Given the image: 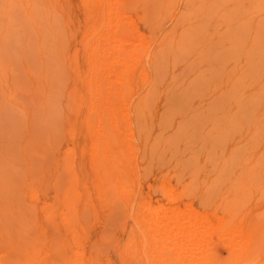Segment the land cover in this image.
<instances>
[{
    "label": "rangeland",
    "instance_id": "1",
    "mask_svg": "<svg viewBox=\"0 0 264 264\" xmlns=\"http://www.w3.org/2000/svg\"><path fill=\"white\" fill-rule=\"evenodd\" d=\"M43 1L40 22L29 21L24 33L16 9L17 14L9 20L13 29L18 27L12 35L14 40L5 41L9 45L5 44L6 51L0 49L9 62L0 73V230L6 233L1 240V232L0 243L5 245H0V251L8 245L7 237L23 234L21 238H31L29 235L35 236L41 225L44 260L55 254L49 252L51 246L63 249L67 245L64 248L69 255L62 250L65 257L74 256L76 251L82 264H176L171 252H177L174 258H181L180 244L197 237L202 243L199 241V249L192 254L193 259L187 257L189 260L197 259L194 255L199 252L197 257L204 253L203 258L218 264H264V0H101L102 8L96 0ZM110 7L121 17L112 16L115 13ZM18 11L27 15L22 6ZM114 20L119 21L118 31L125 38L143 37L147 41L140 51V63L123 72L129 79L125 80L128 102L113 106L119 138L124 146L128 143L123 161L129 177L120 183L111 177L105 161L100 159V164L96 159L103 129L97 124L100 111L92 107L100 101L101 92L119 85L111 74L98 76L99 71H105L101 70L103 60H112L111 50L105 48L110 52L104 54L107 50L102 48L110 41L112 47L117 42L111 38L103 41L109 29L106 25L114 24ZM36 30L48 33L46 37L44 34L42 51ZM125 47L131 50L133 43ZM89 62L101 68L97 76ZM39 64L46 72L38 77L30 71L39 69ZM18 75L26 84L20 89L16 85ZM94 76L99 78V89L91 85ZM224 86L230 88L228 93ZM145 95L147 104L138 106ZM25 144V152L30 153L22 156ZM73 184L77 201L72 204L76 198L72 200V207L64 195ZM66 185H71L68 191ZM144 207L156 215L146 216L149 213L145 212L146 218L176 223L168 226L173 235L175 229L191 228L203 214L208 225L199 221L204 225L201 229L196 226L200 223H195L196 236L189 238L185 234L173 240L177 233L172 239L169 234L171 241L163 239L165 243H160H170V250L164 247L170 253L166 251L160 258L152 252L162 240L154 227L141 230L146 239L155 236L153 244L146 240L152 250H143L145 240L138 224L142 218L138 214ZM63 210L72 214L67 217ZM179 210L184 215L195 214L188 221H193L192 225L186 220L181 221L182 226L177 222L174 211ZM24 221L31 224H24L27 231L21 228ZM234 227L243 230L238 248L228 236ZM68 231L75 232L74 236ZM64 240L67 244L62 245ZM232 244L241 252L239 256L230 253ZM6 250L7 257L8 253L11 257L15 254L8 247Z\"/></svg>",
    "mask_w": 264,
    "mask_h": 264
},
{
    "label": "bare ground",
    "instance_id": "2",
    "mask_svg": "<svg viewBox=\"0 0 264 264\" xmlns=\"http://www.w3.org/2000/svg\"><path fill=\"white\" fill-rule=\"evenodd\" d=\"M43 1V0H42ZM93 1V0H92ZM97 1V2H96ZM96 1H94V2H96L97 3V5H99L98 7H100V8H102L101 6L103 5L104 6V4L101 2V0H96ZM103 1V0H102ZM93 2V4H95ZM105 2V1H104ZM41 3H44V1L43 2H41V0H0V29H3V31H1L0 32V49H5V51H6V47H5V44H7L8 45V43H5V41H7V40H9V41H11V40H14V38L12 37V35L13 34H16V32H17V28L18 27H16V28H14L13 29V27H11L12 25L11 24H9V20L13 17V16H15V13H16V9H17V13H18V15H16V16H18L19 17V19H20V21H21V25H20V29H21V31L23 32V30L25 31V32H27V24H28V22L29 21H32V22H36L37 24L40 22V15H39V9H40V7H42V4ZM110 2L108 1V4H109ZM45 4V3H44ZM100 4H102V5H100ZM111 4H109V6H110ZM20 6H22L24 9H25V11H26V14L27 15H23V14H20L19 13V11H18V8L20 7ZM95 6H96V4L94 5V10H97V9H95ZM109 6H107V8L109 7ZM111 6H113V5H111ZM97 8V7H96ZM106 8V9H107ZM112 10H113V12L115 13V14H112V16H116V17H121V13L120 12H118L117 11V9L116 8H112V7H110ZM110 9V10H111ZM93 10V11H94ZM100 10V9H99ZM107 11H108V9H107ZM96 12V11H95ZM16 13V14H17ZM109 14V13H108ZM121 14V15H120ZM120 15V16H119ZM107 17V16H106ZM108 19V18H107ZM52 20V19H51ZM119 20V19H118ZM54 21V20H53ZM93 21V20H92ZM97 21V20H96ZM105 21V20H104ZM108 21V20H107ZM106 21V22H107ZM112 21V20H111ZM115 21V23L114 24H111L110 22H109V24H107L106 22V27H109V29H108V31H107V34L105 35V39L103 40V41H105V42H107V40L108 41H110V38L113 40H115V41H117L116 42V44H118L117 46H116V44L114 43L115 41H112L115 45H113V47H112V44L110 43V42H108V43H106L107 45L109 44H111L109 47H112V49L111 48H109V47H107V45H105L106 47H103L102 49H104L105 50V48H108V50L110 49L111 50V53H112V60L111 61H109V62H106V61H104L103 59V62L102 63H104L103 64V66H102V69L101 68H98L97 69V66H96V64L95 63H91V62H89L88 64H89V66L91 65V71H95L96 72V74H95V72H93V75H95V76H97V73H98V70H103V69H105V71L103 70V72L102 71H99V73H98V76L99 77H102V75L104 76V74H111V75H113L114 77H115V81L116 82H118L119 83V85L117 84V85H115V86H109V88L107 89V90H105V91H103V92H101L100 93V101H95L94 103H93V106L92 107H94V106H96V108H98V110L100 111L99 112V114H101V115H99L98 114V116H100V117H96L97 119H98V121L95 119V121H97V124H98V126L100 125L101 127V130L103 131H99V135H101V133L100 132H102V136L101 137H99V141L101 140V143H102V145H101V147H100V152H98L99 154H100V156H99V154H98V156H96V157H98V158H96L97 159V161H99V163L101 164V160L100 159H103L105 162V167L108 169V171H110L111 172V177L113 176L114 177V179L115 180H117L118 181V183H120L122 180H124V179H126L127 177H129V175H127L126 176V174H129V171H127V170H129L128 168H127V166H125L124 164H125V161H123V157L125 156V149H124V147L126 148V146L128 145V143H127V141H126V146H124L123 145V142H121V140H120V138H119V124L116 122V120L113 118V114H114V110H113V106H120V104H125V103H127L128 102V99H127V96H126V92H127V88L128 87H126L125 88V85H126V81L125 80H129L128 78H126L125 77V75L123 74V72L129 67V66H133L134 68L138 65V63H140L139 61H140V58H141V52L140 51H143V47H144V44L147 42L145 39H143V37H141V38H136V39H134V40H130V39H127V38H125L124 36H122L120 33H119V31H118V28H120L119 27V21L118 22H116V20H114ZM100 23V22H99ZM105 23L103 24V25H105ZM11 25V26H10ZM92 24H90V26H91ZM100 26V25H99ZM15 27V26H14ZM105 27V26H104ZM92 28H93V26H92ZM52 29V28H51ZM89 29V28H88ZM19 30V29H18ZM55 30V28L52 30V31H54ZM92 30V29H91ZM38 33L36 34L37 35V40H38V42H39V44H38V47L40 48V51H42L41 50V43H42V40H44V43H45V41H46V38L44 39V34L45 33H42V31H38V30H36ZM45 31V30H44ZM47 32V31H46ZM24 33V32H23ZM49 33H52V32H49ZM19 34V33H18ZM29 35H30V33H27L26 34V44L25 45H27L28 43V39H29ZM46 35H48V33H46L45 34V37H46ZM107 36V37H106ZM11 37H12V39H11ZM52 37V36H51ZM138 37H140V36H138ZM7 38V39H6ZM16 38V37H15ZM48 38H49V36H48ZM47 38V39H48ZM135 38V37H134ZM146 38V37H145ZM11 39V40H10ZM17 39V38H16ZM144 40L146 41V42H144ZM50 41H51V39H50ZM8 42V41H7ZM15 42V41H14ZM9 43H12V42H9ZM16 43H18V42H16ZM48 43V42H47ZM104 43V42H103ZM130 43H133V49H127V47H125V45H128V44H130ZM19 44V43H18ZM17 44V45H18ZM52 44V43H51ZM105 44V43H104ZM44 45V44H43ZM50 45V44H49ZM49 45H45V46H48L49 47ZM135 45V46H134ZM146 45V44H145ZM148 45V44H147ZM9 46V45H8ZM13 46V45H12ZM20 46V45H19ZM104 46V45H103ZM149 46V45H148ZM47 47V48H48ZM8 48V47H7ZM46 48V47H45ZM164 48V47H163ZM163 48H161V49H163ZM10 49V48H9ZM147 49V48H146ZM160 49V50H161ZM2 50H1V53H0V73L4 70V69H6V68H8V66H9V62H8V57L7 56H5L4 54H2L3 52H2ZM47 50V49H46ZM97 50H99V49H97ZM96 50V51H97ZM107 50V49H106ZM105 50V51H106ZM106 51L104 54H106V53H108V52H110V51ZM4 51V50H3ZM94 51V50H93ZM95 51V52H96ZM119 51H121V52H119ZM123 51H125L126 53L125 54H127V56L128 57H124V52ZM148 51V50H147ZM146 51V52H147ZM163 51V50H162ZM99 52H101V51H99ZM104 52V51H103ZM6 55L7 54H11V52L9 53V52H4ZM40 53V52H39ZM51 53V52H50ZM121 53V54H120ZM145 53V52H144ZM3 56H2V55ZM95 54V53H94ZM98 54V53H97ZM14 55V54H13ZM123 55V56H122ZM143 55V54H142ZM50 56V55H49ZM98 56V55H97ZM99 56H102V55H99ZM148 56V55H147ZM7 57V58H6ZM124 58H128V59H124ZM151 59V58H150ZM93 62V61H92ZM46 63V62H45ZM133 63V64H132ZM40 65V64H39ZM38 65V66H39ZM104 65L106 66V67H104ZM140 65V64H139ZM40 68L39 69H33L32 71H30V73L31 74H34V75H36V76H40V75H44L43 74V72L45 73L46 71H45V66H44V69H42L41 67H43V65L41 66H39ZM101 67V66H100ZM104 67V68H103ZM46 68H48V67H46ZM142 70H143V68H142ZM141 69H140V72L142 71ZM100 72H102L103 74H101ZM101 76H100V75ZM93 77L92 78V81H91V85L93 86V88L94 89H99V83H98V80H99V78L98 77ZM23 77H21L20 75H18L17 76V78H16V85H17V89H20V88H23V86L24 85H26L25 84V82L23 81ZM101 86V85H100ZM227 86H229V85H227ZM226 86V87H227ZM25 87V86H24ZM225 87V86H224ZM223 87V88H224ZM226 87H225V89H226ZM230 87V86H229ZM34 89H35V87H34ZM228 89H230V88H228L227 87V89L225 90V92H227V90ZM36 90V89H35ZM97 91H100V90H97ZM95 92V91H94ZM225 92L223 93V95H225ZM147 93V92H146ZM228 93V92H227ZM220 94H222V91L220 92ZM147 95V94H146ZM143 96V97H141L140 99H139V97H138V99H139V101L137 102V104H138V106H144V105H146L147 104V102H148V97L147 96ZM117 104H116V103ZM2 105V96L0 95V106ZM97 106H99V107H97ZM96 108H95V110H96ZM98 110H96L97 112H98ZM97 112L95 113L96 114V116H97ZM1 115V114H0ZM5 117V116H4ZM4 120H5V118H4ZM2 121V120H1ZM94 125H95V123H94ZM128 125V124H127ZM97 126V125H96ZM129 127V126H128ZM15 128V127H14ZM97 128V127H96ZM127 130H129V129H127ZM13 131V130H12ZM98 131V130H97ZM96 133V132H95ZM14 138V137H13ZM38 140H39V137L37 138ZM97 139V138H96ZM125 139V138H124ZM35 140V139H34ZM7 141V140H6ZM40 142V141H39ZM98 142V141H97ZM7 143V142H6ZM31 144V143H30ZM37 144H38V142H37ZM98 144H99V142H98ZM40 146V145H39ZM38 146V147H39ZM27 147H28V145L26 146V144H25V147L23 148H21V152L20 151H18V152H20V153H22V156L24 155H26L28 152L26 151L25 152V150L27 149ZM30 147V146H29ZM129 147H131V146H129ZM128 147V148H129ZM26 148V149H25ZM127 149V148H126ZM29 150V149H28ZM33 150H35V148L33 149ZM38 150V149H37ZM95 150H96V148H95ZM32 151V150H31ZM129 151H130V149H129ZM127 152V151H126ZM30 153V152H29ZM28 153V154H29ZM33 153V152H32ZM18 154V153H17ZM30 155H32V154H30ZM30 155H27V157L28 156H30ZM34 155H35V152H34ZM96 155H97V152H96ZM31 157V156H30ZM29 157V158H30ZM32 157H33V155H32ZM28 158V160H30ZM36 157H34V159H35ZM10 159V158H9ZM13 159V158H12ZM33 159V158H32ZM37 160H40V159H35V161H37ZM102 160V161H103ZM14 161V160H13ZM31 161V160H30ZM30 161H28L29 163H30ZM33 161V160H32ZM96 161V162H97ZM104 163H103V165L102 166H104ZM98 164V163H97ZM99 166V165H98ZM130 167V166H129ZM134 168V167H133ZM102 169H105V168H102ZM106 169V170H107ZM130 169H131V167H130ZM128 172V173H127ZM126 173V174H125ZM72 177V176H71ZM73 179V178H72ZM73 181H74V179H73ZM1 183V182H0ZM72 183V182H71ZM70 187H71V185H69ZM69 186H67L66 185V190L67 189H69V188H67V187H69ZM73 187H74V184H73V186L71 187V190L69 191V193H67L66 195H64V196H66V197H64V198H67V199H69V200H67V201H69V203L68 202H65V203H68V205L69 204H71V202H72V200H75V198H76V200L75 201H73V203L72 204H74L76 201H77V193L75 194V193H73L74 191H76L75 190V188L73 189ZM65 189V188H64ZM73 189V190H72ZM68 191V190H67ZM72 192V193H71ZM77 192V191H76ZM66 193V192H65ZM64 194V193H63ZM72 195V196H71ZM56 197H57V194H56ZM71 200V201H70ZM79 200V199H78ZM64 203V202H63ZM64 203V204H65ZM71 204V205H72ZM70 206V205H69ZM68 206V207H69ZM51 207V206H50ZM65 207H67V204L65 205ZM64 207V208H65ZM72 207H73V205H72ZM72 207L69 209L70 211H72L73 209H72ZM49 209V208H48ZM65 209H67V208H65ZM75 209V208H74ZM145 207H144V209H142L141 211H140V213L138 214L139 215V217H140V219L142 220H139V222L140 223H138L139 224V227H140V234H141V236L143 235L142 233L143 232H141V230H143L144 232L148 229H152L153 227L155 228V233H157V232H160L161 233V235H160V233H157V234H159L158 235V237H161L162 236V240H160L157 244L158 245H161V241L162 242H164L165 243V241H163V239H165V240H168V239H170V235L169 234H171L170 232H169V230H170V228L169 227H171V226H173L174 224H176V223H174L173 221L175 220V216L173 215V214H175V213H173L172 212V215H173V225H172V223L171 222H169V223H167L166 222V219L164 220V219H162L163 221H156V220H154V219H157L156 217L153 219L152 217H150V218H146L143 214H145V212H146V214L147 213H149V214H147L146 216H153V214L152 213H150V211L149 210H147L146 209V211H145ZM52 210V209H51ZM68 210V211H69ZM50 211V210H49ZM64 211V210H63ZM74 211V210H73ZM147 211H149V212H147ZM181 211H183V210H181ZM180 210L179 211H174V212H177L176 213V216H177V218H180L179 220L180 221H178V219L176 218V220H177V222H179L180 224H181V221L182 220H186V222L189 224V223H191V221L190 222H188L190 219H191V217H192V220L195 218V214H193L192 212V214H193V216L192 215H190L189 213H185V215H184V211L183 212H181ZM65 212V211H64ZM63 212V213H64ZM180 214H179V213ZM186 212V211H185ZM189 212V211H188ZM47 213V212H46ZM62 213V214H63ZM66 214H67V217H68V214H72L71 212L69 213V212H65ZM183 213V214H182ZM195 213V212H194ZM143 216V217H141V215ZM150 214H152V215H150ZM171 214V213H170ZM48 215V214H47ZM75 215V214H74ZM73 215V216H74ZM166 215V214H165ZM171 215V216H172ZM190 215V216H189ZM198 215H199V213H198ZM18 216V215H17ZM29 216V215H28ZM27 216V217H28ZM31 216V215H30ZM29 216V217H30ZM52 216H53V214H52ZM64 216V215H63ZM81 216V215H80ZM154 216H156V215H154ZM153 216V217H154ZM196 216H197V214H196ZM202 216H204V214L202 215ZM202 216H200V217H198V218H196V220L198 221L197 223H200V222H202V224H204L205 222H203L204 220H207V219H204V217H202ZM60 217V216H59ZM66 217V218H67ZM167 217V216H166ZM31 218V217H30ZM36 218V217H35ZM51 218V217H50ZM53 218V217H52ZM69 218H70V216H69ZM206 218V217H205ZM46 219V218H45ZM167 219H170L169 217L167 218ZM171 219H172V217H171ZM64 220H66V219H64ZM70 219H68V221H69ZM73 220V219H72ZM161 220V219H160ZM175 220V221H176ZM25 221H28V218H27V220H25ZM24 221V223H23V225L24 224H27V222H25ZM29 221H30V219H29ZM28 221V222H29ZM32 221H33V219H32ZM63 222V220H60V222ZM68 221H67V223H68ZM74 221H76V219L74 220ZM169 221H171V220H169ZM200 221V222H199ZM220 221V220H219ZM23 222V221H22ZM52 222V221H51ZM61 222V223H62ZM183 222V221H182ZM222 222V221H221ZM54 223V222H53ZM65 223V222H64ZM70 223H72V222H70ZM78 223V222H77ZM192 223H193V221H192ZM192 223H191V225H192ZM195 221H194V223H193V227H195V229H197L198 230V227H196V226H200L201 227V229L204 227V225H201V223H200V225L199 224H197L196 226H195ZM208 223V222H207ZM207 223H205L206 224V226L205 227H207ZM29 224V223H28ZM27 224V225H28ZM48 224V223H47ZM76 224V223H75ZM137 224V225H138ZM183 224V223H182ZM182 224H181V226H182ZM187 224V226H189ZM224 223H222V225H223ZM26 225V226H27ZM29 225H31V224H29ZM36 226L35 224H32V226ZM52 225H55V224H52ZM63 225V224H62ZM73 225V224H72ZM71 225V226H72ZM219 225V224H218ZM221 225V224H220ZM240 225V224H239ZM242 225V224H241ZM25 225L24 226H22L21 225V228H23V230L25 229V231H27L29 228H28V226H27V230H26V227ZM31 226V229L32 228H34V227H32ZM66 226H68V225H66ZM79 226H80V224H79ZM169 226V227H168ZM186 226V227H187ZM192 226H190L191 228H189L188 227V229H179V230H176L175 228V230H174V235H175V233H177V237H175L173 234H171L172 236H171V239H172V237H173V240H177L179 237H180V235L182 236V237H184V236H187L188 235V238H189V235L190 236H192L193 234H194V228L192 227ZM8 227V226H7ZM40 227H41V225H40ZM39 227V225L37 226V230H36V235L34 236L33 235V237L32 236H30L29 234H31V233H29L28 234V232L26 233L25 231V235H29V237H31V238H28V236H25L24 237V239L23 238H21V236L23 235H19L18 234V237H13V236H16V235H13V233H12V235L13 236H10V237H12V238H9L8 239V237H7V239H6V243L8 244L7 246H6V248L8 247V248H10L12 251L14 250L15 251V256L14 255H12V257L10 256V254L8 253V257L7 256H5V253L7 254V250H6V248L5 249H3L2 251H0L1 253H0V256H3V257H1L0 258V264H82L83 262L82 261H79V258L81 257L80 255L78 256V254L77 255H75L76 254V251H75V253H74V256H76V258L74 257V256H69V257H74V259H70L69 257H65V255H64V253H66V256H68L69 254H68V251L64 248V247H66V246H63V249L66 251H64L63 249H61L58 245H57V247L55 246L54 247V245H53V247L50 245V243H48L50 246H51V251H49L50 253L51 252H53L54 251V253L55 254H51L52 255V257L50 256H48V259L47 260H44V258L42 259V257H41V250H43V249H41V228ZM73 227V226H72ZM71 227V228H72ZM81 227V226H80ZM150 227H152V228H150ZM176 227H177V225H176ZM185 227V228H186ZM226 227V226H225ZM239 227H241V226H239ZM4 228V227H3ZM13 228V227H12ZM43 228V227H42ZM56 228V227H55ZM67 228H70V226L69 227H67ZM70 228V229H71ZM168 228H169V230H168ZM172 228V227H171ZM193 228V229H192ZM218 228V227H217ZM220 228H222V227H220L219 226V229ZM228 228V227H227ZM1 229H2V227H1ZM9 229V228H8ZM11 229V228H10ZM9 229V230H10ZM14 229V228H13ZM13 229H11L10 231H12ZM65 229H66V227H65ZM69 229V230H70ZM73 229V228H72ZM71 229V231H73ZM178 229V228H177ZM213 229H215V228H213ZM225 229V228H224ZM6 230V229H5ZM16 229H14L13 231H15ZM17 230H19L18 228H17ZM33 230V229H32ZM54 230V229H53ZM56 230V229H55ZM68 230V229H67ZM173 229H171V231H172ZM210 230V229H209ZM223 230V229H222ZM228 230H230V228L228 229ZM249 230H250V228H249ZM3 231H4V229H3ZM9 231V232H10ZM30 231V230H29ZM71 231H68L69 233H72L71 235H73V233H75V232H71ZM177 231V232H176ZM204 230H202V232H201V234L202 233H204L203 232ZM208 231V230H207ZM219 231H221V229L219 230ZM1 230H0V235H1ZM7 232V231H6ZM18 232V231H17ZM21 232V231H20ZM34 232V231H33ZM67 232V231H66ZM77 232V231H76ZM148 232V231H147ZM193 232V233H192ZM198 232H200V231H197V236H199L198 235ZM227 232V231H226ZM242 232H243V230L241 229V228H232L230 231H229V234H228V236L230 235V237H232L233 238V240H235L236 241V243H234V242H232V243H234V244H237L238 245V243L237 242H240V237L242 236ZM8 233V232H7ZM15 233V232H14ZM21 233H23V232H21ZM48 233V232H47ZM154 233V234H155ZM249 233V232H248ZM247 233V234H248ZM2 234H4V237L2 238L1 237V240L2 239H4V238H6L5 236H6V233H3L2 232ZM145 234V233H144ZM185 234H187V235H185ZM217 234V233H216ZM50 235L52 236V233L50 232ZM50 235H48V238H50L49 236ZM53 235H54V233H53ZM76 236L75 237H77V235H79V234H75ZM147 235V234H146ZM156 235V234H155ZM204 235V234H203ZM227 235V234H226ZM9 236V235H8ZM20 236V237H19ZM44 236V235H43ZM74 236V235H73ZM193 236H196L195 234L193 235ZM227 236V239L228 238H230V237H228ZM245 236H247V235H245ZM53 237V236H52ZM71 237V236H70ZM140 237V236H139ZM138 236H137V238H139ZM146 237V236H145ZM156 237H157V235H156ZM25 238H27V239H25ZM54 238V237H53ZM52 238V239H53ZM55 238H56V236H55ZM54 238V239H55ZM58 238H60V235H59V237ZM142 238H144V235H143V237ZM155 238V236L154 235H149V238L147 237V239L146 238H144V242H143V244H144V251H148V250H152V249H149V248H152V247H149V248H147L148 246H146V245H148V242L150 241H152L151 243L153 244V243H155V242H153V239ZM192 238V237H191ZM197 238V237H196ZM194 239V238H192V239H190V240H188L187 242H185V243H183V245L182 244H180L182 247V252H183V254L181 255V248L178 250L179 251V253H180V256H182L181 258H177V255L175 256V258H174V254H176V253H174V254H172V252H171V255L173 256V259H175V261L177 262L176 264H218V261H217V263H213V262H211V261H209V259H208V257L207 258H203L205 255H204V251H202V253H203V255H202V258L201 257H197V255L199 256V252L197 253V255H194V256H196V258L197 259H194L193 261L192 260H189L187 257H192L191 259H193V256H192V254H194V252L197 250V249H199V247H200V242L202 243V241H200V240H198V239ZM201 238V237H200ZM205 238V237H204ZM222 238H223V236H222ZM225 238V237H224ZM242 238V237H241ZM245 238V237H244ZM252 238V237H251ZM61 239V238H60ZM59 239V240H60ZM63 239V238H62ZM65 239V238H64ZM76 239V238H75ZM132 239V237L129 239V240H131ZM161 239V238H160ZM171 239H170V241H171ZM202 239V238H201ZM50 240V239H49ZM78 240V239H77ZM80 240V239H79ZM113 240V239H112ZM146 240L148 241V242H146ZM186 240H187V238H186ZM185 240V241H186ZM205 240V239H204ZM231 240V239H230ZM248 240V239H247ZM66 240H64L63 241V243H62V245L65 243V244H67L66 242H65ZM132 241H133V239H132ZM131 241V242H132ZM157 241H158V239H157ZM169 241V240H168ZM169 241V242H170ZM200 241V242H199ZM229 241V240H228ZM232 241V240H231ZM2 242V241H1ZM43 242V241H42ZM52 242V241H51ZM167 242V241H166ZM173 242V241H172ZM175 242V241H174ZM247 242V241H246ZM53 243V242H52ZM58 243H61V242H58ZM79 243V242H78ZM147 243V244H146ZM164 243H162V244H164ZM42 244H44V243H42ZM48 244H47V246H48ZM53 244H55V243H53ZM64 244V245H65ZM73 244V243H72ZM133 244H135L134 243V241H133ZM142 244V243H141ZM166 244H168V245H165L166 246V248L167 249H169L170 250V247L171 246H169L170 245V243H166ZM234 244H232V246H230L231 247V251H230V253H236L237 254V256H239L238 255V253H239V251H237L238 249V247H241V243H240V246L238 245L237 246V248H236V245H234ZM249 244V243H248ZM0 245H3V243H0ZM5 245V244H4ZM3 245V246H4ZM73 245H75V244H73ZM79 245V244H78ZM149 245H151V244H149ZM1 247V249L2 248H4V247ZM46 245L44 244V247H45ZM101 246H102V248H103V245L101 244ZM134 245H132V248H134L133 247ZM152 246V245H151ZM157 246V245H156ZM155 245H154V247H153V254H154V252H155V254L157 255V256H159L160 258H162L163 257V253L164 252H166V251H169V250H167V249H165L164 247L165 246H163V245H161V246H158V247H156ZM100 247V246H99ZM180 247V246H179ZM203 247V246H202ZM242 247H244L243 245H242ZM50 248V247H49ZM49 248H47L48 250H50ZM54 248V249H53ZM68 248V247H67ZM129 248V247H128ZM131 248V247H130ZM130 248H129V252H130ZM173 249L171 250V251H173L174 250V246L172 247ZM248 248V247H247ZM69 249V248H68ZM135 249V248H134ZM133 249V250H134ZM202 249V248H201ZM240 249H242V248H239V250ZM245 249V248H244ZM6 250V251H5ZM64 251V253H63V251ZM81 250V249H80ZM132 250V249H131ZM142 250V249H141ZM10 251V250H9ZM12 251H10V252H12ZM14 251L12 252V254L14 253ZM45 251H47V250H45ZM137 251V250H136ZM135 251V252H136ZM244 251V250H243ZM242 251V254H244V252ZM73 252V251H72ZM96 252H97V250H96ZM102 252V251H101ZM133 252V251H132ZM131 252V253H132ZM143 253L144 254V256H147V255H145V254H147V253ZM174 252V251H173ZM48 253V251L46 252V254ZM50 253H49V255H50ZM78 253V252H77ZM80 253V252H79ZM104 253V252H103ZM102 253V254H103ZM137 253V256H138V254H140V253H138V251L136 252ZM150 253V252H149ZM169 253H170V251H169ZM201 253V252H200ZM201 253V254H202ZM241 253V252H240ZM239 253V254H240ZM82 254H83V251H82ZM129 254V253H128ZM143 254H142V256H143ZM162 254V255H161ZM233 254V255H234ZM133 255V254H132ZM148 255H150V254H148ZM161 255V256H160ZM170 255V254H169ZM170 255V257H168V256H166V257H168V258H170V259H172V256ZM232 255V254H231ZM9 256H10V258H9ZM89 256V255H88ZM143 256V257H144ZM155 257V260H158V257ZM165 256V255H164ZM201 256V255H200ZM150 257V256H149ZM153 257V258H154ZM187 258L188 260L187 261H184V258ZM206 257V256H205ZM232 257V256H231ZM78 258V259H77ZM94 258V257H93ZM108 258V257H107ZM157 258V259H156ZM86 259V258H85ZM137 259V258H136ZM139 259V258H138ZM148 259V258H147ZM107 260V259H106ZM161 259H159V261H160ZM140 261V260H139ZM142 261V260H141ZM140 261V262H141ZM153 261H154V259H153ZM170 262V263H173V261L172 260H167V262ZM229 261V260H228ZM82 262V263H81ZM146 262H148V264H149V261H146ZM216 262V261H215ZM220 263V262H219ZM224 263H226V262H224ZM86 264V263H85ZM94 264H95V262H94ZM169 264V263H168ZM223 264V263H222ZM228 264V263H227ZM229 264H230V262H229Z\"/></svg>",
    "mask_w": 264,
    "mask_h": 264
}]
</instances>
